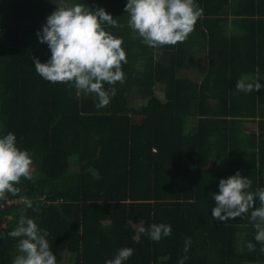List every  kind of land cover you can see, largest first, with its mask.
<instances>
[{
  "label": "trees",
  "instance_id": "trees-1",
  "mask_svg": "<svg viewBox=\"0 0 264 264\" xmlns=\"http://www.w3.org/2000/svg\"><path fill=\"white\" fill-rule=\"evenodd\" d=\"M56 1L0 0V137L14 133L34 160L33 179L7 197L32 207L0 200V264L18 255L7 233L21 216L50 233L57 264H105L125 247V264H264L250 213L214 220L211 198L238 171L264 188V0H196L203 16L188 39L157 49L129 27L127 0L71 1L104 8L124 39L125 82L104 108L35 71L33 58H51L37 32ZM244 76L261 90L238 92ZM160 223L172 233L159 242L141 231Z\"/></svg>",
  "mask_w": 264,
  "mask_h": 264
},
{
  "label": "clouds",
  "instance_id": "clouds-1",
  "mask_svg": "<svg viewBox=\"0 0 264 264\" xmlns=\"http://www.w3.org/2000/svg\"><path fill=\"white\" fill-rule=\"evenodd\" d=\"M56 10L47 17L42 31L37 32L41 44H47L51 58L42 63L33 58L35 71L44 80L52 83H72L81 92L95 94L97 108L108 106L116 96L114 85L125 82L122 65L127 63L123 48L124 39L114 35L109 29L116 25L104 8L91 9L84 3L62 0ZM129 27L151 48L175 46L185 42L194 31L198 20L203 16V8L196 0H127ZM105 84L113 87L105 88ZM238 92H259L262 85L244 76L236 83ZM33 154L17 145L14 133L0 137V200L8 195H18L22 178L32 180ZM252 180L235 175L219 182V193L212 194L216 206L212 209L214 220L228 221L250 213L255 228V241L262 245L264 252V188L252 191ZM257 199L259 206L257 207ZM28 208L32 201L23 198ZM153 241L159 242L168 237L172 228L168 224H152L150 229H141ZM50 233L38 223L21 216L17 226L7 236L17 239L18 255L13 264H57V257L49 242ZM3 238V234H0ZM191 238L185 239L184 252L191 247ZM249 251H255V244L248 242ZM134 249L121 248L105 264H125L132 257ZM183 257L179 264H184Z\"/></svg>",
  "mask_w": 264,
  "mask_h": 264
},
{
  "label": "rangeland",
  "instance_id": "rangeland-1",
  "mask_svg": "<svg viewBox=\"0 0 264 264\" xmlns=\"http://www.w3.org/2000/svg\"><path fill=\"white\" fill-rule=\"evenodd\" d=\"M71 1H78V0H71ZM235 22H236L235 20H234V22L232 21V24L235 23ZM195 62H204V60L200 59V58H197L195 60ZM187 73H188V76H190V77L193 76L196 73L195 68H191ZM162 89L163 88H161V90H159L157 92V95H156L157 98L160 99V100L163 99V95H164V92H163ZM150 103H151L150 101L149 102L136 101L134 105H135L136 108H138V107H140L142 105L148 106V104H150ZM151 105L153 106V103H151ZM190 124H193V123L191 122ZM245 130L247 132L255 131L256 130V126L254 124H252V123H248V124L245 125ZM263 173H264V169H263Z\"/></svg>",
  "mask_w": 264,
  "mask_h": 264
},
{
  "label": "built area",
  "instance_id": "built-area-1",
  "mask_svg": "<svg viewBox=\"0 0 264 264\" xmlns=\"http://www.w3.org/2000/svg\"><path fill=\"white\" fill-rule=\"evenodd\" d=\"M21 202H24L23 198H21V199H7L1 208L3 209V208H5V206H12V205H15V204H18Z\"/></svg>",
  "mask_w": 264,
  "mask_h": 264
},
{
  "label": "crops",
  "instance_id": "crops-1",
  "mask_svg": "<svg viewBox=\"0 0 264 264\" xmlns=\"http://www.w3.org/2000/svg\"><path fill=\"white\" fill-rule=\"evenodd\" d=\"M59 1H61V0H57L56 2H59ZM61 2H62V1H61ZM61 2H60V3H61Z\"/></svg>",
  "mask_w": 264,
  "mask_h": 264
}]
</instances>
